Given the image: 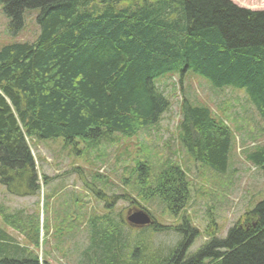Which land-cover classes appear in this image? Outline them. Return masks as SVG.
<instances>
[{
    "label": "trees",
    "instance_id": "16d2710c",
    "mask_svg": "<svg viewBox=\"0 0 264 264\" xmlns=\"http://www.w3.org/2000/svg\"><path fill=\"white\" fill-rule=\"evenodd\" d=\"M0 1L9 34L23 28L29 10L36 13L37 27L31 42L0 47V184L11 194L39 190L28 139L73 145L111 141L116 134L138 136L168 112L169 95L176 91L183 96L177 103V142L193 160L225 174L231 128L205 104H194L182 85L176 89L172 76L183 83L194 74L215 90L241 91L245 104L239 102V107L244 112L245 105L252 108L264 141V9L251 10L231 0ZM244 159L264 183V143L245 151ZM136 163L142 198L156 196L178 214L188 198L186 173L178 165H165L150 177V167ZM111 214L92 217V230L98 224L103 230L95 235L84 264H123L125 244ZM5 219L23 227L17 217ZM151 226L152 231L173 228L183 240L150 258L143 244L142 264H264V198L223 238H212L188 255L185 228L155 221ZM35 228L32 242L37 245ZM0 264L42 263L0 230Z\"/></svg>",
    "mask_w": 264,
    "mask_h": 264
},
{
    "label": "rangeland",
    "instance_id": "374dc122",
    "mask_svg": "<svg viewBox=\"0 0 264 264\" xmlns=\"http://www.w3.org/2000/svg\"><path fill=\"white\" fill-rule=\"evenodd\" d=\"M231 1L251 10L264 9V0ZM35 16L34 10L26 11L23 28L11 35L0 1V47L14 41L31 42L37 33ZM170 81L176 89L182 85L194 104H205L218 118L224 117L231 128L232 148L225 174L196 162L177 142L178 104L183 96L176 91L169 95L172 105L168 112L138 136L116 134L111 141H77L73 145H64L61 139H28L40 178L39 190L34 195H14L0 184L3 234L36 253L42 264H84L90 257L86 254L93 251L95 235L102 233H98L103 227L99 224V229L93 226L92 230V217L111 212L125 244L123 264H142L146 254L143 244H147L150 258L154 251L155 255L167 253L183 237L172 232L173 228L152 231V226L145 230L130 224L126 216L133 211H146L155 225L185 228L186 255L212 238H223L233 224L241 223L246 212L264 198L260 172L244 159L245 151L264 143L258 118L250 106H244L246 112L239 107V102L245 104L241 91L215 90L206 79L194 74L185 77L183 83L176 76ZM136 162L150 167V177L166 169L165 165H178L186 173L188 198L178 214L168 211L156 196L142 198L143 186L135 181ZM16 217L23 227L15 228L5 219ZM35 227L39 237L36 246L32 242Z\"/></svg>",
    "mask_w": 264,
    "mask_h": 264
},
{
    "label": "water",
    "instance_id": "95a60500",
    "mask_svg": "<svg viewBox=\"0 0 264 264\" xmlns=\"http://www.w3.org/2000/svg\"><path fill=\"white\" fill-rule=\"evenodd\" d=\"M126 220L134 226H143L146 224L152 223L149 215L143 210L133 211L129 213L126 217Z\"/></svg>",
    "mask_w": 264,
    "mask_h": 264
}]
</instances>
